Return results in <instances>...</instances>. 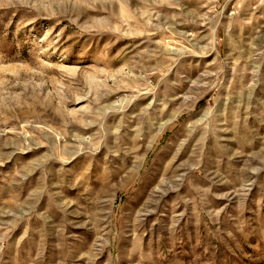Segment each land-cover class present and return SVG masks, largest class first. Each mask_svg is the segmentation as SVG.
<instances>
[{"label": "rangeland", "instance_id": "1", "mask_svg": "<svg viewBox=\"0 0 264 264\" xmlns=\"http://www.w3.org/2000/svg\"><path fill=\"white\" fill-rule=\"evenodd\" d=\"M0 264H264V0H0Z\"/></svg>", "mask_w": 264, "mask_h": 264}]
</instances>
